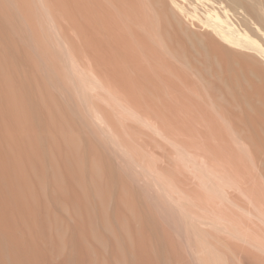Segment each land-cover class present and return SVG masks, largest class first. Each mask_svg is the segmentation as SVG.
Masks as SVG:
<instances>
[{
    "label": "bare ground",
    "instance_id": "bare-ground-1",
    "mask_svg": "<svg viewBox=\"0 0 264 264\" xmlns=\"http://www.w3.org/2000/svg\"><path fill=\"white\" fill-rule=\"evenodd\" d=\"M88 3L89 0H0V264H231L229 254L238 264H264V228L251 225L248 219L256 218L264 225L262 199L255 196L254 202V197L248 196L257 208L258 212H254L249 205L233 198L227 188L237 186L239 181L235 182L237 178L234 180L227 165L222 169L225 171H220L219 162L217 165L208 161L210 153L207 159L172 137L171 133L186 132L182 117L168 115L170 109L165 107L170 106L164 103L167 112L157 107L154 95L151 96L155 89L151 80L148 79L150 84L146 78L147 82H142L140 79L146 75L133 71L137 70L133 64L137 51L124 47L126 37L121 31L124 29L119 28L121 25L113 29L110 23L108 30L113 31L109 33L98 26L97 19L95 26L94 20H90L94 18L93 12L90 13L97 9L90 4L93 8L90 11ZM166 3L161 7L171 10L176 22L186 30V36L191 32L190 35L194 32L195 36L203 35L191 37L197 38V43L203 39L201 48L209 44L212 50L204 39L206 36H211L213 43L217 41L212 51L206 49L208 46L203 49L208 51L206 58L209 56L202 62L207 72H224L232 66L216 55L222 52L227 56L233 54L231 58L235 56L236 61L245 65L246 80L251 75L258 78L264 74V0H167ZM199 3L204 6L203 12ZM158 4L161 2L154 6ZM232 6L241 14L236 21L230 16ZM106 15L105 20L109 16ZM157 15L154 17L159 19ZM174 15L173 18L168 15L167 20H174ZM167 22L160 27L154 25L158 33L149 28L148 39L163 42V48L173 55L188 57L191 50L180 38L182 31L178 32L177 27L171 29ZM118 23L121 24L119 18ZM71 31L82 35V45L76 44L78 39L75 42V36L71 37L76 33ZM132 31L136 36L132 38L138 39L140 33ZM140 43L142 47L146 44ZM124 49L129 57L135 52V58L132 54L128 57L130 62ZM92 53L108 61L100 63ZM210 56L215 59L209 60ZM122 62H126L127 69L134 68L132 72L141 78L131 75V69L126 70ZM140 66L139 70L147 69ZM150 75L149 72L147 76ZM214 83L215 80L213 86ZM219 84L215 83V88L219 89ZM123 111L173 142L177 154L171 161L177 163L175 159H179L177 165H183V172L199 177L201 182L197 186L210 197L206 204L203 203L206 195L201 197L200 189L187 188L194 192L191 195L183 187L184 181L174 176L180 167L175 171V166L168 164L170 160L166 163L169 167L157 166L155 160L149 164L153 159L143 157L146 152L133 138L131 126L129 130L127 125L125 132L122 123L118 125L116 115ZM256 120L257 126L262 125V120ZM238 127L234 128L241 137L261 144L255 136L258 141L244 134L242 125L241 129ZM124 132L133 137L125 138ZM261 145H253L255 154L261 151ZM240 159L238 162L243 164L245 160ZM258 159L263 161L260 167L264 171V160ZM237 180L247 184L241 174ZM197 190L199 193L195 195ZM220 198L227 199L243 214L220 207L217 210Z\"/></svg>",
    "mask_w": 264,
    "mask_h": 264
},
{
    "label": "rangeland",
    "instance_id": "rangeland-1",
    "mask_svg": "<svg viewBox=\"0 0 264 264\" xmlns=\"http://www.w3.org/2000/svg\"><path fill=\"white\" fill-rule=\"evenodd\" d=\"M89 1H90V3H88V4L89 5L93 4L92 7L94 9H97L96 12H95V10L91 11L93 8L90 5L89 6V8H91L90 14H92V12H93L94 15L97 14L98 16L101 15L104 17L103 18V17L99 16V18H98L97 15H96L97 17H95L92 14L91 17H94V18H91V19L89 18V19L91 20V22H93V20H94V23L96 24L95 26H97L98 25L97 23H99V25H98L99 27L100 26L102 28L104 27V29L105 30L107 29V32L110 33L113 31V29L115 27H117L118 25L119 26L121 25L123 27L120 26L119 28L124 29L126 32H128V34H124L123 33L124 30L120 29L122 31V34L126 37L125 39H126L127 44L124 43V45H125L124 47H126V50L129 51V50L135 49L137 51V53H136L137 59L134 57L135 54H133L135 52H133V51H132L133 53H131V51L128 52L129 54L131 53L132 57L135 58V59L133 58L135 60V62L133 64L136 65L135 69L137 68V70H133V71H137L138 75H141V76L143 74H144V76L146 75V77H144V78L142 77L143 79H140L141 76L139 77L137 75L139 77L140 81L142 80V82L146 83L148 81V79L151 80L150 83L151 82L152 83L150 84L149 81H148V83L150 85H152L153 88H155L153 90L154 93L151 94V96L154 95V97L152 96V98L155 99V100L154 99L153 100L156 102L157 107H160L159 109L163 110L164 104L168 107L170 106V108H166L164 106L165 109H167L168 111L170 109V112H167V110H165V109L163 111L167 112L168 115L171 114L170 116H173V115L177 116L179 114L182 117L184 124L187 125V127H185L186 132L184 134H180L178 132L174 133V131H173L174 134L171 133L172 137L175 139L178 138L179 140L183 141V144L186 145L188 147V149L192 152L193 151H195L197 153L199 152L198 154H200V155L204 154L205 156L209 155V153H210V155H209L210 160H208V161L216 162L217 165L219 163L221 164V162L224 161L225 164L224 163H222V165L219 164L221 167L218 165L219 170L221 171L222 169H225L224 165H227L226 169L227 170L229 169V171L232 172L233 178L235 177L234 180L236 178L239 179L240 174H241V179H243L244 183L246 181L247 184L246 183L242 184L243 183L242 180L236 179L235 182L239 181L241 183L237 182L236 183L237 186H234L231 188L228 187L227 191L229 192V194L233 198L246 203L247 205H249L251 207V209L254 212H258L257 208L254 205H252L251 201L249 200L250 198L248 196H250L252 198L254 197L253 198L254 202L257 200V198L262 199L261 200L262 203L264 202V174H263L264 171L262 170L263 168L261 169V167H263V165L261 166L263 161H261L259 159L257 160V157L264 160V148H263L264 147V134H263L264 133V74L258 78L252 77V75H251V78H250L251 80L250 79L246 80L245 77H243V76H246V72H248V69H244L245 65L242 64L243 65L242 66L241 63L236 61L237 59L235 60V56H234V59L231 58L233 56V54H231V55L229 54V56H230L229 57V56H227L228 54L224 55V53H222V52H218L216 55L219 58L221 57V59L225 60L226 62L229 61L230 64H232V66L230 68L228 67V69L225 70L224 72H221L220 70L215 71V72L210 71L211 74H210V72H207L203 68L204 65L202 62L204 61V59L206 61L207 58L209 57V56H207V58H206V55H205V51L208 52L207 50L210 49L209 44H207L206 46L203 45V48H201L202 47L201 42L203 41V39H201L202 40L201 42L199 41L200 43H197L198 42L197 38H199V37L203 38V35H201V34H197V36H195L194 35L195 32H194L193 35H190V34H192V32L189 31L188 33H190V32L191 33L189 34V36L188 35L186 36V30L183 29L181 24L176 22L177 19L175 18L174 14H171L172 13L171 10L168 9V11H166L165 8L163 10L162 7L165 6L164 3L167 4L166 3L167 0H165V1L164 0H161V1L160 0H148V1L145 0V2L143 0H141V1H139V0H125V1L124 0H111V1L110 0H98V1L89 0ZM162 1H164V3H162ZM150 2H151V4L153 3L152 4L153 7H155L154 4H157V2H159V3L161 2V4L160 5L158 4V6L155 7V11H154V8L151 6ZM120 3H123V4H120ZM195 3H197V2L195 1ZM201 4L202 3H199V6H200L199 10L201 12H203L204 6ZM141 7H142V10H141ZM158 7L159 8L161 7V8L159 9ZM115 8H117V9H115ZM229 8L231 10L230 11L231 19L233 21L238 20V18L240 17L241 14L236 12L235 7L232 6ZM157 9H159V10H157ZM100 10H102V12H99ZM115 10H116V12H115ZM113 11H114V13H113ZM163 11L168 12V14H166V16H165V13H163ZM117 12H118V14H117ZM146 12H147V14H146ZM150 12H151V14H149ZM157 13H159L160 17H159V15H157ZM105 14H107L106 16H108V15L109 16L111 15V16L110 17L108 16V19L105 20V18H107V17H105ZM114 14H116V16ZM156 15L158 16L159 19H157V17L156 18L154 17ZM168 15H169V17L174 15L175 21L172 20V18H173V16H172V18H170L171 20L169 19V21H170V23H169V21L167 20V18H169ZM114 17H115V19H114ZM116 17L119 18V21H121V24L118 23V18H116ZM163 17H165L166 19ZM110 18L111 19L113 18V23L111 22L112 20ZM129 18L132 21L130 20V22H129ZM99 19H101V20H99ZM162 19H165L166 20V21L164 20L165 22L168 21L167 26L170 27L171 29H174L177 27L176 28L177 30L179 28L178 32L182 31L181 34L179 33L180 38H182L183 43L186 42L184 44L189 46L188 48H190V50H191V51H189L188 57L184 58V56H182L183 57L182 58L181 55H178V54L177 55L175 54L176 55L175 56L166 47H164L165 49L163 48V45H164L163 42H161V43L159 42L160 43L159 44L156 41L153 42L151 38L148 39L150 37L149 35H150V31L152 28L154 29L155 26H157V25H158V27H160L159 25H161V23H162V25L165 24V22L163 23ZM95 20L97 23L95 22ZM107 20H109V21L107 22ZM114 20L115 21L117 20L116 21L117 24H115ZM100 21H102L103 23ZM124 21H126V23ZM143 21H145L147 23H145ZM156 21H157V23H155ZM136 22H138V23H136ZM158 22H160V24ZM110 23H111V25H110ZM122 23L126 24V25L124 24L125 27ZM144 23H145V25H144ZM135 24H137L138 28H137V26H135ZM140 24H143L145 27H142ZM109 25L110 26L113 25L112 26L113 29L110 28L112 30H108L107 26H109ZM115 25H117V26H115ZM126 26L128 27V30H127ZM130 27H132V30L135 31L136 35L140 33L139 34L140 36H137L138 39H135L136 36H135V34H133L132 30H129ZM158 27H156V28H158ZM191 27L193 28V26H191ZM134 28H136V29H134ZM143 28L144 29L146 28L148 31L150 30L149 33L145 32L147 30L146 29L144 30ZM149 28H151V29H149ZM194 29H196V28L194 27L193 30ZM155 30L156 29H154L153 31H155ZM71 32H74V31H71ZM155 32L158 33L157 31H155ZM74 33H76V32H74ZM129 33H130V35H129ZM147 33H148V35H147ZM70 34L72 35V33H70ZM143 34H145L146 37L147 36L148 37L145 38L144 37L145 35H143ZM133 36H135V37L132 38ZM71 37L72 38L74 37V39L76 38L75 42L78 39L76 42L77 45L79 42H80V45L83 44V43L81 44V42H83V41H82V35L80 33H76L75 35H73ZM78 37H80V38H78ZM139 37H142L141 38L142 40ZM191 37H197V38H193V39H195V40H193ZM210 37L206 36V38H208V39H206V38H204V39L206 42L210 43L211 48L213 50V47H214V45L217 44V41L214 40V43H215L214 44L213 41H211L212 38H210ZM130 38H132L133 40L132 39L130 40ZM134 39H135V41H134ZM127 40L130 42H127ZM136 40H139V41H136ZM144 40H146V41H144ZM207 40H210V41H207ZM141 41H142V43H146L145 45L148 46V49L150 51L145 50V49H147V47L145 45L143 46V47H145L144 49L141 46V43L139 45V42H141ZM158 41H160V39ZM132 43L133 44L135 43V46L133 48H132V45H133ZM202 43H205V42H202ZM211 43H213V45ZM199 44L201 46L198 47ZM137 45L139 46V48H142L140 50L143 51V53L139 52V48ZM155 46H156V48H155ZM207 46L209 48H206L207 50L206 49L203 50ZM80 47L83 49L84 46H80ZM126 50L124 49V51H126ZM153 50H155V51H153ZM82 51H84V50H82ZM127 51L125 53L126 55L124 54V56H127ZM144 51H145V53L147 52V54H144ZM83 54H85V53H83ZM93 54L94 53H92V56H95L93 58L94 59L96 58V61H98V59H99L100 63L108 61V59H105V58H102V59L97 58L96 55L95 54L93 55ZM131 54H130V57H131ZM149 55L150 56L152 55V57L153 56L154 57L150 58ZM124 56H123V59L126 61ZM215 56H212V59L213 58L215 59ZM128 57H129V55L126 58H127V60H129L128 62H130V59H129L130 57L129 58ZM188 58L193 60V61H189ZM210 59H211V56H210L209 60ZM136 60H137L138 64L136 63ZM161 60L163 63L161 62ZM120 61H122V60H120ZM194 61H195V65L192 64ZM199 61H201V62H199ZM86 62H87V60H86ZM122 63L124 65L126 64V62H122ZM159 63H161V65ZM238 63H239V65L237 66ZM123 64H122L123 67L127 66V65L124 66ZM139 64L142 65L143 68L145 67L147 69L139 70V69H141L140 68L141 66ZM129 65L130 64H128V66ZM145 65L146 66L148 65V66L146 67ZM150 65L152 66L151 69L153 70L154 73H152L151 69L149 70V68L151 67ZM240 65L242 68H240ZM88 67L90 69H92L91 66H88ZM129 67H128V69H127V67L125 69L130 70L131 68L129 69ZM132 69H134V68H132ZM132 69H131V72H132ZM242 69H244V71H241ZM138 70L140 72H142L143 70H146V71L149 70L150 74L151 75L153 74V75L147 76L149 74L148 71H147L148 74L146 71L139 74ZM137 72H135V73L137 74ZM242 72H245V73H243L244 75H242ZM132 74L134 75V77H136V79H138L137 76L133 72L131 73V75ZM145 78L147 79V81L145 80ZM214 80H215L216 84L217 83L221 84V85L219 84L220 85L219 89L217 86H216L217 88H215V83L213 86ZM162 84H164V85H162ZM162 88H163V90H162ZM221 88L222 89L224 88V90H220ZM143 93H144V91H143ZM145 93H147V92L145 91ZM237 96H239V97H237ZM162 98H163V100H162ZM161 101H163V102H161ZM167 101L170 105L169 104L167 105ZM237 101H238V103H237ZM112 102L116 103V101L114 99H112ZM159 103H161V104L164 103V104L160 105ZM253 118L255 119V122H253V120H254ZM251 119H253V120L250 121ZM256 119H259L260 121L262 120L263 126L262 125L257 126V123L259 121ZM116 120H117V122H119L118 125H120V123H122L121 125H123V126L121 127V129L125 130V132L128 131L129 127L131 126L130 128L132 130H130V129L129 130L131 131V133L133 132L132 135L134 137L130 133H128V134L130 136H132L133 138H135L141 144V146H142L141 148H142L143 152H146V153H143L144 154L143 157L147 158V159L150 157V159L151 158L153 159V160L148 159V160H150V161H148L149 164L151 161L155 160L154 164L156 163L157 166H160L158 164H161V166H162V164H166L167 162H169V160L171 161L175 158V155L177 154V148L173 144V142L170 141L169 139L162 137L159 134L155 133L153 129H151L149 126L145 125L143 122L139 121L133 115L128 114L127 112L123 111L122 114L118 113L116 115ZM235 121L238 122L239 125L237 123H235ZM256 121H258V122H256ZM251 122L253 124H251ZM254 123H256V124H254ZM234 124H236V125H234ZM127 125H128V129H127ZM240 125H242V132L244 134H246V135L248 134V136L250 135L251 137L255 136L256 138H258V140L261 142V144H263V146L261 144H259L258 142L255 144L252 143L251 139L246 140V139H244V137H241V134L239 132L237 133L235 131V130H237L235 128H237L238 126H239L238 128L241 129ZM124 126L126 127L127 130L124 129ZM132 126H135V128ZM137 128H138V131H137ZM172 128H169V129L174 130L173 126H172ZM134 129H136V130H134ZM243 129H244V131H243ZM140 130H142V131L140 132ZM172 130H170L169 132H171ZM134 131H137L138 133L134 132ZM175 131H177L176 128H175ZM125 132H124L125 138H132L129 135H127V133H125ZM135 139H133L132 142L135 143ZM128 141H130V139H128ZM246 141H250V142L248 143ZM252 144L253 145H256V144L261 145L262 148L260 146V150L263 152L260 151L261 153L257 152L258 155L255 154ZM146 145H147V147H146ZM143 146L145 147V149H143L144 148ZM207 146H208V148H207ZM211 146L216 151L220 147L219 151H217L218 155L216 154L217 157H214V154L216 151L211 153L213 151V150H211L212 149ZM138 148H140V147H138ZM227 148L228 149L230 148L229 151ZM166 149L169 151H167ZM250 149H252V150L250 151ZM171 153H172V155H171ZM224 153H225L224 156L225 157L228 156V157L225 158L223 155H221ZM235 153H236V156H234ZM145 154H146V156H145ZM238 154L241 157L238 156L237 159L239 160V158H241L240 160H245L244 162H246V163L243 162V164H242V161L238 162V160L236 159ZM173 155H174V157H173ZM205 156H203V157H205ZM209 156H208V158H207V156L205 158L209 159ZM211 156H213L214 158ZM233 156H234V158H233ZM215 158H216V160L217 159L218 160L215 161L214 160ZM175 160H177V163L179 162V159H175ZM230 162H231V164H230ZM234 162L236 164L241 163L243 166H240L241 164H238V165L235 164L236 165L235 166V165H233ZM174 163L171 161L168 164L169 165L171 164L173 167L175 166L174 168L180 167L179 169L178 168L174 169L175 171H177V169H178L179 176L177 177L178 172H174V173H176V174H174V176L176 178H178L179 181H180V179H181V181H184V183L183 182L182 183L185 185H183L182 183H181V185H183V187L185 186L186 191L188 189L195 190L196 188L200 189L199 192L203 190L201 187L197 186V184L199 185V183L201 182L199 177H195L192 173H189V171L188 172L185 171L186 173L183 172L182 171V168H184L183 165L181 164L178 166L176 162H174ZM245 164H246V166H245ZM166 165H163V166H166ZM228 166H229V168H228ZM153 167H155V166H153ZM167 167H169V166L167 165ZM222 171H225V170H222ZM236 172L237 173L239 172V173L236 175ZM244 179H246V180H244ZM194 185H195V187H193ZM245 186L247 187V189H245ZM248 186L250 187V191L248 190V188H249ZM246 190H248L249 193ZM188 192H190L191 195H194L193 191L188 190ZM199 192L197 190V192H195V195H196V193H199ZM200 194H202L201 197H204L207 193L205 194L204 191H202V192H200ZM255 196L257 198H255ZM205 198H204L205 200L203 203H205L207 200H209L208 198H210V197H209V195H206ZM220 201H221V198L219 200V204L217 205V210L220 207L223 209H228V210L234 211L238 215L243 214L235 206H231L230 203H228L227 199H223L221 202ZM261 206H263V205H261ZM261 208L263 209L264 206ZM245 217H247V216L245 215ZM248 219H249V222L251 225H256L257 227L264 228V225L262 223H260L256 218L250 217ZM250 251L254 252L252 248ZM252 252H250V253H252ZM255 254L256 253L254 252L253 255H255ZM229 259L232 261L231 264L232 263L238 264L235 257L232 256L231 254H229Z\"/></svg>",
    "mask_w": 264,
    "mask_h": 264
}]
</instances>
